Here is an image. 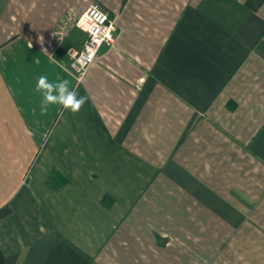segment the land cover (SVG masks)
Segmentation results:
<instances>
[{
    "label": "crops",
    "instance_id": "1",
    "mask_svg": "<svg viewBox=\"0 0 264 264\" xmlns=\"http://www.w3.org/2000/svg\"><path fill=\"white\" fill-rule=\"evenodd\" d=\"M41 75L87 102L41 114ZM0 264H264V0H0Z\"/></svg>",
    "mask_w": 264,
    "mask_h": 264
},
{
    "label": "built area",
    "instance_id": "2",
    "mask_svg": "<svg viewBox=\"0 0 264 264\" xmlns=\"http://www.w3.org/2000/svg\"><path fill=\"white\" fill-rule=\"evenodd\" d=\"M74 27L87 34L82 51L75 56L70 66V72L79 81L95 63L103 45L114 48L119 31L109 13L95 4L81 15L72 12L64 15L54 32L56 42L62 43Z\"/></svg>",
    "mask_w": 264,
    "mask_h": 264
},
{
    "label": "clouds",
    "instance_id": "3",
    "mask_svg": "<svg viewBox=\"0 0 264 264\" xmlns=\"http://www.w3.org/2000/svg\"><path fill=\"white\" fill-rule=\"evenodd\" d=\"M31 46V45H30ZM69 80L51 83L46 75L38 77L36 91L41 93L43 99L40 105L41 114H46L49 105L58 104L64 110L78 113L87 102V97L80 96L78 90L69 88Z\"/></svg>",
    "mask_w": 264,
    "mask_h": 264
},
{
    "label": "trees",
    "instance_id": "4",
    "mask_svg": "<svg viewBox=\"0 0 264 264\" xmlns=\"http://www.w3.org/2000/svg\"><path fill=\"white\" fill-rule=\"evenodd\" d=\"M56 175H57L56 173H52V175H51V177H50V182H51V184H52L53 186H55L56 189H57V188H60L61 185L59 186L58 184H57V185L54 184V180H55Z\"/></svg>",
    "mask_w": 264,
    "mask_h": 264
}]
</instances>
